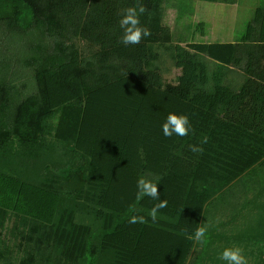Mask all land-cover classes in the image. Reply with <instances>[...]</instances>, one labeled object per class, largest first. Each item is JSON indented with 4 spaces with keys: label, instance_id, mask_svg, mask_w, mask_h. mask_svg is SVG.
Here are the masks:
<instances>
[{
    "label": "trees",
    "instance_id": "1",
    "mask_svg": "<svg viewBox=\"0 0 264 264\" xmlns=\"http://www.w3.org/2000/svg\"><path fill=\"white\" fill-rule=\"evenodd\" d=\"M168 1L140 0L151 35L125 46L137 0H0V264H219L209 250L226 233L189 236L264 165V0L235 42H197L204 21L175 36L167 8L177 20L195 8ZM169 113L188 135L163 134ZM140 177L168 202L156 220Z\"/></svg>",
    "mask_w": 264,
    "mask_h": 264
},
{
    "label": "rangeland",
    "instance_id": "2",
    "mask_svg": "<svg viewBox=\"0 0 264 264\" xmlns=\"http://www.w3.org/2000/svg\"><path fill=\"white\" fill-rule=\"evenodd\" d=\"M170 1L176 2V0ZM261 1L237 0V3L230 4L205 0H188L186 6L192 5L195 8V14L177 20V12L174 9L167 8L165 23L172 28L176 36L185 31L184 27L186 25L204 21L206 23V33L196 35L195 40L197 42H235L245 31L255 8ZM80 45L83 44L80 43ZM209 62L213 65L210 59ZM161 66L164 77L169 81H174L180 72L172 59L165 53L162 57ZM229 80L239 85L243 81V75L239 70H236L229 74ZM258 169L257 175H253L254 172L243 175L240 182L234 184L235 186L230 190V200L225 198L226 200L218 206V201L215 199L209 205L205 216L206 228L208 229V226L212 224L219 227L217 228L218 232L226 233V237L221 236L215 240L218 248L214 245L209 250L214 257L220 258L219 264H227V261L221 259V255L224 249L233 247H240L243 250V255L247 258L248 264H256L259 260H264V209H261L264 196L257 192V186L246 185V181L253 183L258 180L257 182L264 183V165ZM254 204L259 206L256 209L261 210L256 212L253 207ZM254 223L257 227L256 231L254 233L247 232L246 229ZM208 234H210L209 229ZM206 243H202L201 246ZM200 249L201 247L194 251L193 257L200 253L201 256L204 255L207 258V255L202 253Z\"/></svg>",
    "mask_w": 264,
    "mask_h": 264
},
{
    "label": "clouds",
    "instance_id": "3",
    "mask_svg": "<svg viewBox=\"0 0 264 264\" xmlns=\"http://www.w3.org/2000/svg\"><path fill=\"white\" fill-rule=\"evenodd\" d=\"M147 12L146 7L140 0H137V6L126 9L124 16L120 21V27L124 30L122 43L127 46L129 44H139L142 39L151 35L150 30L141 25L140 16ZM162 132L166 137H172L174 134L177 136H186L190 130V122L186 115H177L169 113L162 124ZM206 142V141H205ZM194 151H202V149L194 148ZM137 196L143 198L150 197L158 201L151 210L150 217L156 220L159 210L167 207V200L160 198L158 185L143 177L137 180ZM142 216H132L129 223H144ZM189 239H194L199 243H206L207 241V228L198 227L194 235L189 236ZM221 259L227 261V264H248L247 258L243 255V250L240 247L224 249Z\"/></svg>",
    "mask_w": 264,
    "mask_h": 264
},
{
    "label": "crops",
    "instance_id": "4",
    "mask_svg": "<svg viewBox=\"0 0 264 264\" xmlns=\"http://www.w3.org/2000/svg\"><path fill=\"white\" fill-rule=\"evenodd\" d=\"M196 1V0H195Z\"/></svg>",
    "mask_w": 264,
    "mask_h": 264
}]
</instances>
